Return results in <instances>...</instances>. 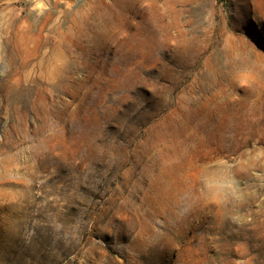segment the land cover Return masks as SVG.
Instances as JSON below:
<instances>
[{
  "label": "rangeland",
  "instance_id": "374dc122",
  "mask_svg": "<svg viewBox=\"0 0 264 264\" xmlns=\"http://www.w3.org/2000/svg\"><path fill=\"white\" fill-rule=\"evenodd\" d=\"M0 264H264V0H0Z\"/></svg>",
  "mask_w": 264,
  "mask_h": 264
}]
</instances>
